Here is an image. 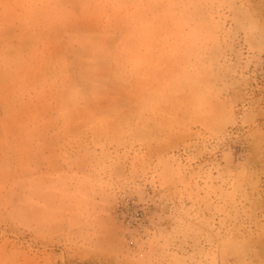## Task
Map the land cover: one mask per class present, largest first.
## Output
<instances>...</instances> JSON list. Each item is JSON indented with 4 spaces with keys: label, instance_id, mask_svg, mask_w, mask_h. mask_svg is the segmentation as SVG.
<instances>
[{
    "label": "rangeland",
    "instance_id": "obj_1",
    "mask_svg": "<svg viewBox=\"0 0 264 264\" xmlns=\"http://www.w3.org/2000/svg\"><path fill=\"white\" fill-rule=\"evenodd\" d=\"M0 264H264V0H0Z\"/></svg>",
    "mask_w": 264,
    "mask_h": 264
},
{
    "label": "built area",
    "instance_id": "obj_2",
    "mask_svg": "<svg viewBox=\"0 0 264 264\" xmlns=\"http://www.w3.org/2000/svg\"><path fill=\"white\" fill-rule=\"evenodd\" d=\"M132 220L135 224L139 223V221H141V214L138 211L133 212Z\"/></svg>",
    "mask_w": 264,
    "mask_h": 264
}]
</instances>
